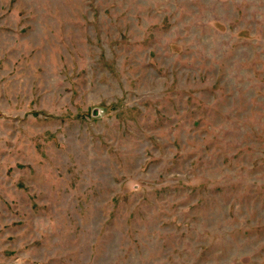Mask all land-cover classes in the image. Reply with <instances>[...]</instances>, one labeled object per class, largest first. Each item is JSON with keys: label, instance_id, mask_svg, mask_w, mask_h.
Listing matches in <instances>:
<instances>
[{"label": "rangeland", "instance_id": "rangeland-1", "mask_svg": "<svg viewBox=\"0 0 264 264\" xmlns=\"http://www.w3.org/2000/svg\"><path fill=\"white\" fill-rule=\"evenodd\" d=\"M0 264H264V0H0Z\"/></svg>", "mask_w": 264, "mask_h": 264}]
</instances>
